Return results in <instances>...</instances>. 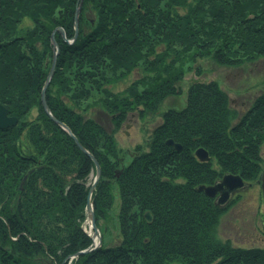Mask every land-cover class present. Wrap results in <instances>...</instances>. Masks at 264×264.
I'll list each match as a JSON object with an SVG mask.
<instances>
[{
    "label": "trees",
    "instance_id": "1",
    "mask_svg": "<svg viewBox=\"0 0 264 264\" xmlns=\"http://www.w3.org/2000/svg\"><path fill=\"white\" fill-rule=\"evenodd\" d=\"M76 3L0 0V103L18 119L15 127L0 129V264H61L90 244L81 225L94 162L40 104L53 54L50 34L59 26L73 36ZM82 6L76 39L67 43L54 35L59 53L45 98L100 166L92 194L97 222L107 217L112 189L118 190L120 232L116 244L75 263L264 264V249L234 248L216 238L226 210L198 191L224 174L259 180L264 91L238 116L215 81L191 83L185 105L164 111L148 150H138L120 172L114 139L128 113H153L179 93L183 53L200 50L198 56L227 67L263 54L264 0H83ZM23 18L32 27L9 38ZM137 68L144 76L114 92ZM98 106L110 116L111 131L85 117ZM199 148L209 161L195 157ZM146 210L151 223L142 217Z\"/></svg>",
    "mask_w": 264,
    "mask_h": 264
},
{
    "label": "rangeland",
    "instance_id": "2",
    "mask_svg": "<svg viewBox=\"0 0 264 264\" xmlns=\"http://www.w3.org/2000/svg\"><path fill=\"white\" fill-rule=\"evenodd\" d=\"M80 1H81V6H80V10L77 16V31H78V20H79V16L81 14L82 7H83L82 6L83 0H77L76 6H75V9H76ZM75 9L73 10L74 34H75V27H74ZM89 17H90V23L92 25L95 20L94 16L89 14ZM31 27H32L31 20L29 18H23L21 22L18 23L16 28L12 30L13 33L11 34V36H9V38L12 36L17 37L22 33L24 34ZM57 28L62 29V31L64 32L62 27L57 26L53 29V31L50 34V44L53 49L52 59L56 51H57V54L55 55L56 59L59 53V46L56 49L54 45L51 43V35L54 36L55 33L60 34L58 31H56ZM74 34L70 39L74 37ZM193 52L194 53L196 52L197 55L193 56L194 54ZM199 52L200 50L191 51V52L188 51V52L183 53L182 56L179 57V63H177V66H180L184 70L183 77L181 81L178 83V88L180 90L179 93L173 96L166 97L162 101V103L159 105L158 109L153 113H147L144 116H141L139 110H135L126 115L124 121L120 125V128L114 133V139H115L117 149L119 151V159L121 163L119 165V170H118L119 172L121 171V167L127 166L130 163V160L137 153L138 150L140 151L148 150L147 143L149 142V138L151 137L156 126L162 122V119H163L162 115L164 111H166L167 109H171V108L180 109L185 105L186 90L191 83L193 82L208 83L211 81H215L219 85V87L227 93L229 105L232 109H234L237 112L238 116H242L248 110H250L252 108L253 102L256 100V97L259 96L264 91V53L256 56V58L253 59V61L251 62H244L242 65L237 66V67L236 66L227 67V66H222V65L217 64L211 58L210 55L205 54V55L198 56L200 55ZM51 63H52V60H51ZM55 66H56V61H55ZM54 71H55V67H54ZM48 72H47V75H48ZM47 75H46V78H47ZM53 75H54V72H53ZM142 76H144V74L142 73L141 69L137 68L136 70L132 71L126 78H124L120 83H118L117 86L114 87V92H122L124 89L128 87V85L131 82H133L136 79L141 78ZM46 78L44 79L42 87L45 83ZM50 82L45 88L44 97L46 95V90L49 87ZM42 87H41V91H42ZM41 91H40V97H41ZM45 102H46V98H45ZM40 104H41V101H40ZM34 113L35 112H33L31 116H33ZM8 116L16 118L15 116H10V115ZM85 117L94 119L99 124H101L102 127L106 131H111L113 128V123L110 119V116L100 106L90 109L85 114ZM17 124H18V119H17L16 124L11 127H15ZM64 131L67 132L66 130ZM67 134L74 140V142L76 139L77 142L80 144V142L78 141V139L72 132L71 134L67 132ZM77 147L80 149L78 145ZM260 157L263 160V166H264V143L262 144L260 148ZM209 159H210V156H209ZM225 175H228V174H224L223 176ZM223 176L219 180H217L214 184L204 185V186H212V185L218 184L223 178ZM235 176H239V175H235ZM94 177H95V172L91 173L88 177L87 185H89V188L94 180ZM242 181L244 183L243 186H247L249 183L244 180ZM175 182L181 183L182 180L177 178ZM249 184H251V187H247L243 190V192L241 193L239 197L240 198L239 202L236 205H234L232 209H229L230 206L227 208L228 205L225 207L226 211L220 215L217 225L215 227V236L222 243L227 242L230 244L231 247H234V248L256 247V248L264 249V232H263L264 203H263V198L261 195L260 183L258 180V181H255ZM112 194L114 196L113 205L111 209L107 212L108 213L107 217L104 220L103 219L99 220V222L96 221V218L94 215V205L92 201V195L90 197L92 207H93L94 221H95V225L98 230L99 237H100V244H99L98 239L94 241V237L92 236L93 229L87 217V211H86V203H87V196H88V192H87L86 202H85V207H84L86 217L81 227L83 231L89 236L90 244L86 248L78 250L74 252L73 254L69 255L68 258H66L61 264H64L65 261H67V264H76L75 262L80 256L87 254V253L89 254L95 250H98L99 248H102L103 245H106V244L112 245L118 242L119 240L118 234L120 232L119 223L117 219V214L120 208L118 190L116 188L112 189ZM213 197L215 198V196ZM232 201L233 200H231V202ZM233 203L234 202H232L230 205H232ZM146 212L150 214V220H147L145 216ZM142 217L148 223H151L153 221V214L148 210L142 213ZM81 251H88V252L81 253L76 256V254ZM100 261H102V259Z\"/></svg>",
    "mask_w": 264,
    "mask_h": 264
},
{
    "label": "water",
    "instance_id": "3",
    "mask_svg": "<svg viewBox=\"0 0 264 264\" xmlns=\"http://www.w3.org/2000/svg\"><path fill=\"white\" fill-rule=\"evenodd\" d=\"M80 6H81V1L78 4V6L75 9V17H74V27H75V34L74 37L72 39H67L65 37L64 32L62 31V29L57 28L56 31H58L61 35H62V39L63 41L67 42V43H71L75 40L76 36H77V16H78V12L80 10ZM51 43L54 45V47L57 49L58 45L57 42L55 41V38L53 35H51ZM57 54V51L55 52V55ZM53 57L52 59V63H51V67L49 69L47 78L45 80V83L42 87V91H41V97H40V101L42 104V108L45 111V113L54 121L56 122L62 129L66 130L69 134H71L69 128L64 125L63 123L59 122L50 112V110L47 107V104L45 102V97H44V92H45V88L47 87V85L49 84L52 76H53V72H54V67H55V59L56 57ZM17 122V119L14 117H9L7 115V111L5 109V107L3 105L0 104V129H6L9 128L11 126H14ZM76 144L80 147V149L94 162L95 165V177L94 180L89 188L88 191V196H87V203H86V211H87V217L90 221L91 227L93 229V237H96L98 239V243L100 244V237L98 234V230L96 228L95 225V221H94V216H93V207H92V203H91V195L92 192L94 191L97 181L99 180L100 176H101V170H100V166L97 163V161L95 160V158L93 157V155L86 150L85 148H83L75 139ZM167 145L172 146L176 151L181 150V145L178 143H175L173 140H166L165 142ZM195 156L198 158L199 161H208L209 160V156L207 151H205L204 149H197L195 151ZM259 183H260V190H261V195L263 198V203H264V171L261 173L260 177H259ZM243 181L239 176H235L232 174H228L223 176V178L221 179V181L218 184L212 185V186H200L198 188V191H203L204 194L208 197H213L215 196V194L217 192H220V198H219V202L223 203L224 201H226L228 199L229 193L230 192H234L236 189L240 188L243 186ZM147 220H150V214L148 212H146L145 214ZM263 232H264V225H263ZM90 250V249H88ZM88 251H81L78 252L76 254L79 255L81 253H85Z\"/></svg>",
    "mask_w": 264,
    "mask_h": 264
},
{
    "label": "flooded vegetation",
    "instance_id": "4",
    "mask_svg": "<svg viewBox=\"0 0 264 264\" xmlns=\"http://www.w3.org/2000/svg\"><path fill=\"white\" fill-rule=\"evenodd\" d=\"M247 187H251V184L248 183L247 186L240 187V188L236 189L234 192H230L229 193V196H228V199L226 201H224L223 203H220L219 202V197L220 196H218V195H220V192H217L215 194V198L212 197L213 202H214V204H216L217 206H219V208H225L227 205H229L231 203V200L235 199L234 203L232 205H230V207H229V209H232L234 207V205H236L239 202V200H240L239 197H240L241 193Z\"/></svg>",
    "mask_w": 264,
    "mask_h": 264
},
{
    "label": "bare ground",
    "instance_id": "5",
    "mask_svg": "<svg viewBox=\"0 0 264 264\" xmlns=\"http://www.w3.org/2000/svg\"><path fill=\"white\" fill-rule=\"evenodd\" d=\"M212 198V197H211ZM233 200H235V199H233ZM97 240V238L96 237H94V241H96Z\"/></svg>",
    "mask_w": 264,
    "mask_h": 264
}]
</instances>
